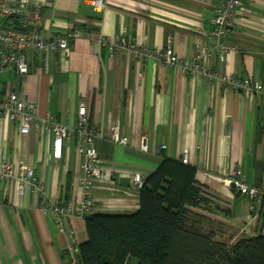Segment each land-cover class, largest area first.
<instances>
[{"label":"crops","instance_id":"crops-1","mask_svg":"<svg viewBox=\"0 0 264 264\" xmlns=\"http://www.w3.org/2000/svg\"><path fill=\"white\" fill-rule=\"evenodd\" d=\"M92 1L41 2L44 37L67 30L78 35L69 53H33L25 77L8 67L0 76V92L17 91L36 102L40 117L51 113L71 126L77 124L83 104L92 127L110 131L120 122L129 144L95 140L109 177L91 189V215L135 212L139 190L131 184L132 173L140 171L147 178L164 158L181 160L188 148L187 164L197 168L198 182L218 204L211 216L223 221L234 238L258 234L260 224L249 223L247 197L225 179L241 165L247 181L264 191V93L247 96L222 83L219 75L251 76L264 83V0H244L226 38L238 49L229 51L224 61L216 41L208 37L224 0H105L102 12ZM6 24L16 25L14 20ZM123 35L158 50H164L168 35H173L174 52L184 61L196 58L201 39L212 50L208 63L215 77L189 74L179 65L141 59L129 51L112 56L110 42ZM143 134L148 151L139 149ZM76 143L72 132L57 159L52 132L41 128L23 135L16 123L0 119V158L8 156L15 167L31 165L37 178L23 195L15 185L0 181V264L68 263L69 235L39 202L42 191L50 199L80 198ZM69 225L80 244L87 240L85 219L73 218Z\"/></svg>","mask_w":264,"mask_h":264},{"label":"built area","instance_id":"built-area-1","mask_svg":"<svg viewBox=\"0 0 264 264\" xmlns=\"http://www.w3.org/2000/svg\"><path fill=\"white\" fill-rule=\"evenodd\" d=\"M41 2L44 3L45 0H36L34 4L30 3V0H0V76L8 67L14 66L17 73L25 77L29 73L30 57L33 53L53 52L63 55L70 52L72 42L78 35L77 32L75 30L58 31L49 38L44 37L40 30ZM244 2V0H224L216 8L208 37L216 41L222 61L226 59L229 51L238 49V46L228 43L226 38L234 28L236 15L239 9L244 6ZM92 5L95 10L100 12L107 8L105 0H93ZM6 20H14L15 27L7 25ZM173 39V35H168L165 49L158 50L133 43L123 35L118 40L110 42V51L112 56L117 51H129L141 59L153 58L165 65H179L184 72L189 74H201L209 78L215 77V73L208 63L212 50L201 39L196 42V58L193 61H184L174 52ZM44 62L47 63L46 56ZM219 78L222 83L231 85L247 96L264 93V83L251 76L239 77L231 74H220ZM2 118L16 123L19 132L23 135L31 133L33 129L38 131L41 128L47 134L52 132L53 155L57 159L63 155L65 141L69 139L72 132H75L77 157L79 159L76 184L81 188V196L78 200L50 199L42 191L39 207L44 213L50 214L60 229L69 235L70 240L66 247L69 254L67 264H84L81 260L80 242L75 237L69 220L73 218L85 219L92 214L95 199L91 189L94 183L109 177V171L103 165L96 150L95 140L96 138H110L118 144L127 145L130 142L129 136L121 134L119 121H116L110 131L103 127L90 126L87 108L84 104L79 108V117L75 126L58 119L51 113L40 117L36 102L30 101L23 94L10 89L5 93L0 92V119ZM165 147V144L161 145V149ZM139 149L142 151L149 149L145 134L140 137ZM181 161L186 164L189 162L188 148L183 149ZM0 181L15 185L18 193L23 195L30 185H35L37 178L34 176L31 165L22 163L15 167L8 156H3L0 158ZM225 181L230 185L232 184L240 194L247 197L249 223H259L260 232L264 231V223L261 220L264 212V191L247 181L246 173L241 165H236ZM145 182L146 177L143 172L132 173L131 184L135 189L140 190L144 187ZM206 196L211 200L212 206H215V198L208 194Z\"/></svg>","mask_w":264,"mask_h":264},{"label":"trees","instance_id":"trees-1","mask_svg":"<svg viewBox=\"0 0 264 264\" xmlns=\"http://www.w3.org/2000/svg\"><path fill=\"white\" fill-rule=\"evenodd\" d=\"M196 173L164 158L139 190L135 212L86 217L84 264H129L131 258L137 264H264V231L234 238L209 215L218 204L212 206Z\"/></svg>","mask_w":264,"mask_h":264},{"label":"rangeland","instance_id":"rangeland-1","mask_svg":"<svg viewBox=\"0 0 264 264\" xmlns=\"http://www.w3.org/2000/svg\"><path fill=\"white\" fill-rule=\"evenodd\" d=\"M129 264H137V259L131 258Z\"/></svg>","mask_w":264,"mask_h":264}]
</instances>
